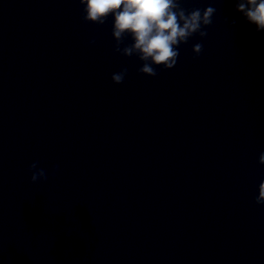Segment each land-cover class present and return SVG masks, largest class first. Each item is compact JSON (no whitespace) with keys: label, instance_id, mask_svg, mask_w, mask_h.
<instances>
[{"label":"clouds","instance_id":"clouds-1","mask_svg":"<svg viewBox=\"0 0 264 264\" xmlns=\"http://www.w3.org/2000/svg\"><path fill=\"white\" fill-rule=\"evenodd\" d=\"M79 3L83 5L81 18L85 23L103 25L110 15L113 16V51L128 58L135 56L142 64L138 72L149 77L158 75L155 66H163L165 70L174 68L179 46L187 43L193 35L206 38L208 32L205 29L213 23L216 13L212 6L188 11L182 7V0H79ZM236 11L254 24L258 32L264 31V0H236ZM231 24L234 25L235 21ZM126 37H130L132 43L126 44ZM192 51L194 58L198 57L203 45L196 43ZM127 74L128 68L122 67L112 74L111 80L114 84H121ZM258 163L264 166V152L259 154ZM57 168V165L53 166V173ZM28 171L33 184L48 178L46 171L38 168L36 162L29 165ZM255 203L264 205V180L258 186Z\"/></svg>","mask_w":264,"mask_h":264}]
</instances>
